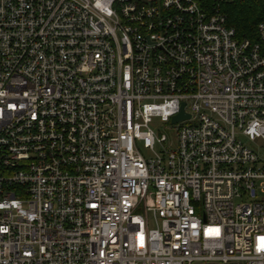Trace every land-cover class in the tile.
<instances>
[{"label":"built area","instance_id":"obj_1","mask_svg":"<svg viewBox=\"0 0 264 264\" xmlns=\"http://www.w3.org/2000/svg\"><path fill=\"white\" fill-rule=\"evenodd\" d=\"M220 2L0 0V264H264V19Z\"/></svg>","mask_w":264,"mask_h":264},{"label":"trees","instance_id":"obj_2","mask_svg":"<svg viewBox=\"0 0 264 264\" xmlns=\"http://www.w3.org/2000/svg\"><path fill=\"white\" fill-rule=\"evenodd\" d=\"M220 8L239 40L259 41L257 25L264 19V0H221Z\"/></svg>","mask_w":264,"mask_h":264},{"label":"rangeland","instance_id":"obj_3","mask_svg":"<svg viewBox=\"0 0 264 264\" xmlns=\"http://www.w3.org/2000/svg\"><path fill=\"white\" fill-rule=\"evenodd\" d=\"M154 130L158 131L161 134L169 135L171 131H174V127H170V124H162L158 119H154L152 123Z\"/></svg>","mask_w":264,"mask_h":264},{"label":"water","instance_id":"obj_4","mask_svg":"<svg viewBox=\"0 0 264 264\" xmlns=\"http://www.w3.org/2000/svg\"><path fill=\"white\" fill-rule=\"evenodd\" d=\"M183 106L184 105H182L181 106V110H180V112H179V114H177L176 116H174L172 119H171V125H175V124H177L178 122H181V121H183V120H185V119H188V115H186V114H184V112H183Z\"/></svg>","mask_w":264,"mask_h":264}]
</instances>
